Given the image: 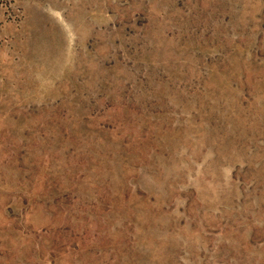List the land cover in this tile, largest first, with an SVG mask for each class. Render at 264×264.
Returning <instances> with one entry per match:
<instances>
[{"label":"rangeland","instance_id":"374dc122","mask_svg":"<svg viewBox=\"0 0 264 264\" xmlns=\"http://www.w3.org/2000/svg\"><path fill=\"white\" fill-rule=\"evenodd\" d=\"M0 264H264V0H0Z\"/></svg>","mask_w":264,"mask_h":264}]
</instances>
